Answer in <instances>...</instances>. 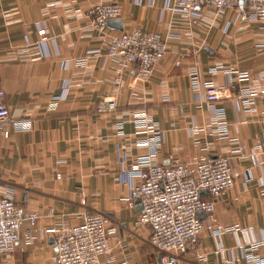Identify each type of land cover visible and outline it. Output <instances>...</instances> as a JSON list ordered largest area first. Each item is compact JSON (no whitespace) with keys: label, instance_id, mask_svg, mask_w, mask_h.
Returning a JSON list of instances; mask_svg holds the SVG:
<instances>
[{"label":"crops","instance_id":"crops-1","mask_svg":"<svg viewBox=\"0 0 264 264\" xmlns=\"http://www.w3.org/2000/svg\"><path fill=\"white\" fill-rule=\"evenodd\" d=\"M100 2L121 8L122 29L107 25L108 33L140 27L165 40L164 55L147 82L133 83L132 69L106 56L87 16ZM171 2L0 0V89L12 118L28 122L27 129L8 125L7 137L0 132V197L9 191L26 213L38 216L31 226L37 240L28 246L19 240L0 255V264H55L54 239L45 229L75 225L86 213H100L107 226L117 225L109 240L112 261L100 256L98 264H160L148 241L150 227L134 224L140 204L128 205L130 184L138 179L129 178L125 168L148 151L134 121L141 112L163 131L156 162L228 155L237 173L233 186L213 201L218 222L241 229L214 237L204 227L199 252L206 260L188 249L180 264H248V245L264 239V24L235 7L219 12L202 4L195 7L202 15L193 24L169 9ZM39 27L48 38L43 45ZM79 59L85 63L77 64ZM193 67L200 81L231 87L237 96L238 105L231 99L215 103L225 114V137L212 125L201 91L192 89ZM240 72L247 78H238ZM250 91L252 102L245 108L239 101ZM206 143L213 146L209 152ZM28 226L21 222V235ZM263 252L262 244L253 250Z\"/></svg>","mask_w":264,"mask_h":264},{"label":"built area","instance_id":"built-area-1","mask_svg":"<svg viewBox=\"0 0 264 264\" xmlns=\"http://www.w3.org/2000/svg\"><path fill=\"white\" fill-rule=\"evenodd\" d=\"M197 4L213 7L221 12L226 8L240 9L241 14L250 20H258L264 24V0H172L167 7L181 13L195 24L202 15L195 9ZM249 9L248 14L244 12ZM121 8L117 3L100 2L88 11L89 25L99 33L106 49V56L118 61L121 68H131L133 83L148 81L156 65L162 59L166 43L159 33L148 32L135 27L119 34L107 32V21L120 16ZM39 44L48 39L43 27L37 30ZM84 64V59L76 61ZM247 73H238V78L246 79ZM192 89L201 91L203 99L211 109V123L216 127L220 137L227 133L225 114L215 103L231 99L238 105V99L231 87L217 86L211 81L202 82L198 79L195 67L189 70ZM118 84L120 77H115ZM65 93V91H64ZM59 95L51 100V107L63 97ZM243 97L245 108L251 104V95ZM113 107L112 104L109 105ZM101 110V109H99ZM138 133L144 135L142 144L148 151L129 163L125 172L129 178L136 177L138 182H131L128 205L132 207L139 199L140 211L134 222L135 226L150 227L149 244L159 253L160 264H180L181 256L188 250L194 249L197 258L205 261L206 257L199 252V237L206 227L214 237L223 233H233L241 228L237 225H221L214 212V201L230 189L237 175L231 165V156L209 154L194 163H186L170 156L167 164L155 161L163 141V131L158 123L145 112L137 113L134 118ZM8 125L18 129H27L28 122L12 118L6 104L5 92L0 89V132L7 137ZM211 127V126H209ZM198 132L197 127L191 134ZM204 149H213L211 143H206ZM261 192L264 194V182H261ZM205 192L210 199H205ZM35 212L26 213L22 204L12 199L9 191L0 197V255L13 251L16 243L21 240L24 245H32L38 238L31 226L37 221ZM27 220L29 226L23 235L20 224ZM107 217L100 213H86L81 222L75 225L61 222L45 229L54 239L55 264H98L100 256L104 262L110 263L112 255L109 240L117 232V225H106ZM264 239L248 245L245 253L248 264H264V252L260 255L253 253ZM232 264V261L230 262Z\"/></svg>","mask_w":264,"mask_h":264},{"label":"water","instance_id":"water-1","mask_svg":"<svg viewBox=\"0 0 264 264\" xmlns=\"http://www.w3.org/2000/svg\"><path fill=\"white\" fill-rule=\"evenodd\" d=\"M107 25H113L115 28L122 29L120 20L118 18L108 20ZM201 194H205V192H201ZM136 203H139V199L136 200Z\"/></svg>","mask_w":264,"mask_h":264}]
</instances>
